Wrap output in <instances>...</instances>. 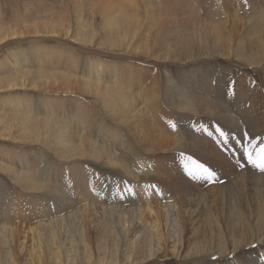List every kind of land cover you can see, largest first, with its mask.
Wrapping results in <instances>:
<instances>
[{
  "label": "rangeland",
  "instance_id": "rangeland-1",
  "mask_svg": "<svg viewBox=\"0 0 264 264\" xmlns=\"http://www.w3.org/2000/svg\"><path fill=\"white\" fill-rule=\"evenodd\" d=\"M215 10H219L221 13L218 14V11ZM255 10H262L261 13L264 14V0H0V25L3 24V30H7V32L12 30V35L0 46V61L5 60L12 51L25 49L30 52L32 47L39 45L41 49L46 48L53 52L51 53L52 63H45L43 67L48 70H55L56 79L60 78L57 75L64 79V74H71L68 79L72 81V84L67 85L65 90L62 86H57L60 88H56V90L50 88L38 90L31 89L32 86L29 85L27 88L18 87L19 91L12 94L32 97L33 101H38L40 97L44 96L43 94L41 96L39 92L50 93V91H54L49 96L45 94L44 97L56 100L53 101L52 106L55 107L57 117L62 120L75 122L73 114L75 115L78 110H92L91 114L96 115H91L92 118L94 117V122L97 120L95 118H98V122L101 118L104 122V124H101H106L108 131L109 129L121 132L125 130L123 134L131 142L133 141L132 144L136 148V152H140L139 157L135 160L138 162L139 159V165L144 166H138L137 178L130 175H128L130 178H127L126 173L123 169L121 170L118 164L111 165L108 160H98L97 163L96 161L92 162L93 159L92 161L90 159H78L70 162L71 164L65 161L66 165L48 148L50 146L47 143H45L46 146H42L36 141H20L17 139L18 134L15 132V141H19L21 145L9 144L12 141L11 138L8 139V143H4L3 139H0V155L4 149H7L15 155L28 157L21 161L22 165L25 162L23 166L27 167L29 160H32L33 166H42L45 172L41 170L38 172L44 175L42 181L46 182L48 187L51 184L53 185L47 189V192H29L20 187V183L13 181L8 175L0 172V227L3 226L1 224L11 223V220H13V223H20L19 225H34L40 222L54 221L57 218L64 226L58 230L59 232L57 231L59 233L57 234L65 242L70 240L77 243L78 237L80 238L78 233L83 230L86 231L85 238L91 240H87L91 243L90 246L93 245L94 247L97 243H95L97 241L95 239H98L96 238L97 234L99 230L103 229V225L108 227L111 232L119 230L117 224L121 222L120 218L123 217H120V214L123 212H128L127 219L130 216L133 218L128 220L132 223H128L130 228L135 225L134 219L137 216L140 218V213L135 212L136 208L145 204L143 194L146 193L147 196H150L154 206H160L170 205L171 203L168 201L170 197V199L173 198L176 201L180 192V194L184 193L183 195L186 193L187 196L184 198L188 199L185 203V205L187 204V212H185L184 218L187 223L185 229H188L184 231L181 228L182 221L179 220L180 217H176V209L170 215L171 221H169L168 230L166 229L165 218H161L163 228L166 227L165 230L168 231V234H173L177 242L190 240L189 237L193 238L192 236L195 234L194 237L199 238L198 240L211 239L213 243H216V240L212 239L213 237L215 239L220 237L229 246L232 239L239 237L248 239L251 237L250 233H256L263 229L264 226L261 224H264V222L262 223L264 221V178L257 179L250 176L259 177L263 176L264 173L247 164L246 157L242 153L244 149H248L255 154L259 150V146L264 143L262 128L264 124V69L260 70L248 66V64L239 62L237 57L231 56V49L240 41H244L245 37L253 35L258 28L254 23V17L252 20L245 17L253 15ZM175 11L177 15L174 14ZM212 16H216L217 19H213ZM114 19L118 21L120 26H114ZM212 20H216L215 22L221 21L216 25L211 24L215 23ZM205 23L210 24L206 25ZM37 24L54 25L57 27L58 33L40 32L36 34L23 30V27H35ZM217 26L221 30H218ZM112 29L115 31L112 32ZM125 32L128 34L127 38L123 37ZM177 33L180 34L177 35ZM181 36L184 39L186 37V40L189 39L191 42H182ZM92 37L93 42H90ZM214 37L220 48H214ZM112 41H115V43H112ZM169 41H171V45L168 44ZM188 45H191L190 48H187ZM87 48L95 49L102 55L85 53ZM59 53H63V55L61 56ZM85 56H89L88 59ZM72 57L78 58L76 64H79V68L75 69L74 66L76 65ZM92 58L99 59L112 67L118 66L124 76L122 78L123 83H125V80H129L128 84L126 81L124 87L137 96V106L143 108L142 110L146 116V119H143L139 125L142 131L147 130L153 137L151 133L152 126L157 132L165 136L194 138L201 142L200 151L197 152L196 149L193 151L187 148H183V152L182 149L176 148L158 151V154L145 151L136 138L138 137V130L134 133L129 128V124L124 126V124L116 121L101 102L97 101L95 97H87V92L82 91V82L78 81L82 75L80 68L84 67L85 61L89 64ZM33 65V63L29 65L30 70L34 69ZM75 70L78 72L77 81L74 79L75 75H72ZM13 71V68L11 72L0 71L1 80L17 78L18 74L12 73ZM27 77H32V75L25 74V78ZM136 81H139L138 84ZM171 92H179L178 94H183L185 97L196 93V95L203 97L207 105L198 107L196 109L198 113L179 110L167 99ZM7 95L9 93L4 96ZM246 96L252 98L247 102V106ZM153 99L155 104L150 103V100ZM252 104L254 106H251ZM207 106L213 107L214 112L211 114H215L219 110H222L223 114L221 116L204 114L202 109H206ZM246 107L247 109L251 107V111L247 112ZM42 114H39V116ZM12 118V115L7 117L9 120ZM257 119L262 122V127L256 131L253 128ZM217 126L228 134L229 142L227 145L224 144L223 138L214 131ZM113 127L117 128L114 129ZM210 131L213 132L211 136L208 134ZM98 138L100 137H94V143H98L96 145L102 148L103 143H105L103 142L104 136ZM145 139L147 141L152 140L151 138ZM34 143L40 146H33ZM137 147L142 152L137 150ZM111 152L116 160L120 159V162L121 159L128 158L129 160L131 158V154L122 151L120 148L115 147ZM141 158L143 161H141ZM192 160L213 170L216 173V182H208L189 176L188 169L184 165L188 163L189 167L195 170V166L191 164ZM21 162L16 161L14 165L22 167ZM104 162H107L108 166ZM63 163L65 164L63 165ZM49 164L54 165L49 166ZM241 164L244 166L240 167ZM146 169L152 171L147 172ZM20 170L22 169L20 168ZM115 170L122 171V174ZM147 173L151 176L149 177ZM85 178L86 182H84ZM62 183H66L65 186L69 184L66 186H70L69 194L68 191L62 189L64 186ZM137 184H140V186L137 187ZM73 185H76L77 188ZM118 185L120 191H117ZM125 185L132 189L135 195L124 191ZM55 186L56 190L54 191ZM60 186L62 187L57 189ZM92 187L93 190H91ZM85 188H87V193ZM61 189L71 200L68 206L64 201L63 203L59 201L54 195L55 193L60 195L61 192L59 191ZM50 191H53L54 194ZM48 192L49 194H47ZM80 194H83L85 198H89L90 203H87V205L98 207L96 212L92 210L93 213L89 211V214H82V210H79L83 206ZM45 199L48 201L46 202ZM260 205L263 211L261 207L259 208ZM112 208H116L117 212L115 214L110 211ZM59 210L58 214L57 211ZM6 211L10 214L11 219L9 220L11 222L3 218ZM258 211L259 213H257ZM132 212H135L136 217L129 214ZM42 213H47L50 218L45 217L46 220L42 217ZM91 215L92 217L89 218ZM63 217L64 219H61ZM42 218L45 221H42ZM70 220H74V225H71L72 228L69 225ZM89 220L92 221L89 222ZM85 221H88L89 224ZM85 224L86 226H84ZM247 226L250 227L251 232ZM136 227L139 228L140 225L137 224ZM61 229L65 230L64 233L67 236L62 235L63 231L61 232ZM191 229L194 230L191 231ZM48 233L44 235L50 237L51 233ZM190 233H193V235ZM75 234H78V236H75ZM27 245L29 249L31 242L29 241ZM168 245L171 246V244ZM93 247L91 246L92 249ZM19 252L20 260L17 263L26 264L30 258L29 251ZM165 255L167 256L161 259L162 262L180 264L176 258L168 256V252ZM187 261L182 264L200 263V259ZM225 262L226 260H221L218 264H224ZM121 264H124V262H121Z\"/></svg>",
  "mask_w": 264,
  "mask_h": 264
},
{
  "label": "bare ground",
  "instance_id": "bare-ground-1",
  "mask_svg": "<svg viewBox=\"0 0 264 264\" xmlns=\"http://www.w3.org/2000/svg\"><path fill=\"white\" fill-rule=\"evenodd\" d=\"M237 8H238V6H237ZM251 9H255V8H251ZM215 11H218L217 12L218 14L221 13V11H219V10H215ZM261 11L262 10H255L253 15L245 16L247 18H251V20L254 17L255 18L254 23L257 25L258 28L255 30L253 35L245 37L244 41H240L235 47H233L231 49V56L232 57H237L239 62H241L243 64L244 63L248 64V66L255 67V68L260 69V70L264 69V27H262L264 25V14L261 13ZM174 14L177 15L176 11L174 12ZM218 14H216V15H218ZM212 18L217 19L216 16H212ZM212 18L210 17V19H212ZM212 21L215 22L216 20H212ZM220 21L215 22V23H211V24L217 25V24H219ZM205 24L207 25L210 23H205ZM114 26H116V27L120 26L118 21H116L115 19H114ZM217 27H218V30H221V28L219 26H217ZM217 27L215 28L214 33L216 32ZM3 28H4V25L1 24L0 25V32L2 31V33H0V41H1L0 46H2L8 40L7 38H9L12 35L11 34L12 30H8V32H7V30H3ZM23 30L25 32H27V30H28V33L33 32L36 34L40 33V32L48 33V34L49 33H52V34L58 33L57 27H55L54 25L44 26L41 24H37L35 27H29V26L23 27ZM113 30L114 29H112V32H113ZM179 34L180 33H177V35H179ZM186 36L188 37L189 35H186ZM123 37L127 38L128 34L125 32ZM178 38H179V36H178ZM120 39H121V36H120ZM186 39H187L186 37L184 39V37L181 36L182 42H187V43L191 42L189 39H188L189 41ZM92 40H93V37L91 38L90 42H93ZM170 42L171 41L168 42L169 45H171ZM214 42H215L214 48L215 49L220 48L215 37H214ZM112 43H115V41H112ZM190 46L191 45H188L187 48H190ZM51 53H53L52 50H49L46 48L41 49L39 47V45H36V46L31 48L30 52H28L25 49H18V50L12 51L9 53L8 57L5 60L0 61V71H2V72L10 71L11 72V69L13 68L14 71L12 73L18 74V77L13 79V80L6 79V80L2 81L0 78V96L3 95L0 98V139H3L2 141L4 143H8V141H9L8 139L11 138L12 141L9 144L20 146L21 144L19 143V141H15V138H14V133L16 132L18 134L17 139L20 141H22V140H29L30 142L36 141L42 146H46L45 143H47L50 146L48 148L53 153H55L57 158L62 162L66 161L68 164H71L70 162H72L74 160H78V159H90L91 161L93 159L94 161H92V162L96 161L98 163L99 162L98 160H108V162L111 163V165L112 164L113 165L118 164L120 166L121 170L123 169V171L126 173L127 178H130V176L137 178L136 171L139 170L138 166H141V167H144V166L142 164L139 165V163H138L139 159H138V162H137V160H135L137 157H139L140 152H138V151L136 152V148L132 144L133 141L131 142L129 140V138H127L123 134V133H125L124 132L125 130L123 132H121L119 130L111 131L109 129V131H111V132H109L108 129L106 128V124L102 125V124H104V122H103V120H101V118H99L100 122H98L99 121L98 118H95L97 120L94 122V117L92 118L91 115L92 116H96V115L91 114L92 110H90V109H89V111L88 110H78L75 115L73 114V119L75 122L68 121L66 119L65 120L59 119V117H57V113L54 109L55 107L53 108V106H52L53 101L55 102L56 100H53L52 98H45L44 97L46 95H48V96L51 95L52 94L51 92H54V91H50V93L39 92L40 95L43 94L44 96L40 97L38 101H33L32 97H24V95L23 96H18V95L15 96L12 94L16 91H19L17 89L18 87L27 88V86H29V85L32 86L31 89H38V90H43L46 88H48V89L50 88L51 90L52 89L56 90V88H60L57 86H62L63 90H65L67 85L72 84V81L68 79L71 76V74L70 75L64 74V76H65L64 79L60 75H57V77H60V78L56 79L55 70H48V69L43 67L45 63H50V64L52 63ZM85 53H97L98 55L100 54L95 49L91 50L89 48L85 49ZM59 54L61 56L63 55V53H59ZM100 55H102V54H100ZM82 57H84V56H82ZM87 57H89V56H87ZM186 57H189V56H186ZM97 58H98V56H97ZM79 59H80V57H79ZM72 60L75 61V65H76V66H74L75 69L79 68V64H76V61L78 60V58L72 57ZM32 63L34 64L33 65L34 69L30 70L31 67L29 65ZM83 65H84V67L80 68L82 70V75L78 79V81L82 82V84H81L82 91L87 92V97H95V99H97V101L101 102L103 107L108 110L111 117H113L116 121H119L120 123L124 124V126L126 124H129V128H131L134 133L136 130H138V137H136V138L145 151H152V152L157 153L158 151H167V150H172V149H176V148L182 149V152H183V148L191 149L193 151L196 149V150H198L197 152L200 151L199 146L201 145V142L194 139V138H190V139H188L186 137L185 138L184 137L183 138H181V137L172 138V137L160 134L152 126H151V133L153 134V137H151L150 133L147 130L142 131L140 129L139 125L141 124L143 119H146L145 113L142 110L143 108H140L139 106H137V103H138V99L136 98L137 96L134 95L133 93H131L129 90L125 89L124 84L126 83V81L128 84L129 80H125L124 81L125 83H123L122 78L124 76L122 75L120 68L118 66L112 67V66H109L107 63H103L99 59H93V58L90 60L89 64L85 61ZM85 69H87V70H85ZM257 71H259V70H257ZM77 73L78 72H76V70H75L72 74V75H75L74 79L76 81H77L76 76H78ZM25 74H31L32 77L25 78ZM128 79H131V78H128ZM133 80H135V78H133ZM133 82H132V84H133ZM137 82H139V81H136V83ZM150 89L153 90L151 87H150ZM157 92H159V91H157ZM7 93H9V95L4 96ZM178 93L171 92L169 95V98L167 95L166 96H167V99L170 102H172L173 105L178 107L179 110H186V111L198 113L196 111V109L198 107L207 105V103L203 99V97L196 95V93L190 94L189 97H185L183 94H178ZM167 94H169V93H167ZM141 97H143V96H141ZM156 98H157V96H156ZM250 99H252V98L249 96H246V106H247V102ZM151 102L154 103V99L150 100V103ZM251 106H254V105L252 104ZM56 109H58V108H56ZM42 110H44V111H42ZM202 110H204V112H203L204 114L205 113L211 114L214 112V109L211 106H207L206 109H202ZM246 110H247V112L251 111V107L249 109H247V107H246ZM222 112H223L222 110H219L215 114H211V115L221 116L223 114ZM41 113H43V114L41 116H39V114H41ZM93 113H94V110H93ZM150 113L151 112L149 111V114ZM224 114H225V112H224ZM9 115L13 116V118L10 120L7 119V117ZM219 120H221V119H219ZM16 122H18V123H16ZM261 127H262V122H260L257 119L256 124H255L253 129L257 131ZM113 128L116 129L117 127H113ZM242 128L244 129L243 124H242ZM262 128L264 131V124H263ZM98 136L100 138H102V136H104V140L103 139L102 140L105 143H103L102 148L99 145H96L98 143H94V137L97 138ZM100 138H98V139H100ZM145 138H151L152 140L147 141ZM95 141H96V139H95ZM39 144L34 143L33 146H40ZM136 146H138V145H136ZM115 147L117 149L120 148V149H122V151H125V152L131 154L130 155L131 158H129V160H128V158H125L123 160L121 159V162L119 161L120 159L116 160V158L113 157V153L111 152ZM137 150H139L138 147H137ZM139 151H141V150H139ZM123 156H124V154H123ZM3 158H6L5 159L6 161ZM27 158H26V156L15 155L12 153V151H8L7 149L6 150L4 149L0 155V172L8 175L13 181L20 183L21 184L20 187H22L26 191L35 192V193L41 192V191L47 192L48 191L47 189L53 184H51L48 187V184L46 182L44 183L42 181L43 180L42 178H44L43 177L44 175H41V173H38V172H40V170L42 172H45L42 166H37V165L33 166V161L29 160V159H28L30 161L29 165L27 167L23 166V165H25L24 164L25 162L22 165L21 161H23ZM16 161L21 162L20 164L22 165V167H18L16 165H14ZM141 161H143L142 158H141ZM44 162L47 163L46 161H44ZM57 163H59V162H57ZM65 163H63V165ZM67 163H66V165H67ZM37 164H39V163H37ZM60 164L62 165V163H60ZM143 164H145V163L143 162ZM21 165H19V166H21ZM40 165H42V164H40ZM50 165L53 166L54 164L53 165L49 164V166ZM106 165L108 166V163ZM73 166H74V164H73ZM54 167H56V166H54ZM20 168L22 170H20ZM50 168L52 169V167H50ZM111 168H113V167H111ZM115 168H113V169H115ZM118 169H119V167H118ZM115 171H119V170H115ZM146 171L150 172L152 170L146 169ZM146 171H144V172H146ZM120 173L122 174V171ZM138 174H140V173H138ZM128 175H130V176H128ZM148 175H149V177L151 176L150 174H148ZM60 176H62V175H60ZM263 176H259V177L250 176V177H256L257 179H262V178H264ZM46 179H45V181L48 182V180H46ZM85 180H86V178L84 179V182H86ZM79 181H81V180L79 179ZM263 181H264V179H263ZM61 182H63V181H61ZM52 183H54V182H52ZM62 184L64 185L62 189L66 192L68 191L67 193L69 194L70 193L69 192L70 186L66 187L69 184L66 186H65L66 183H62ZM178 184L180 185V183H178ZM183 185H185V184H183ZM138 186H140V184H137V187ZM61 187L62 186L57 187V189L61 188ZM74 187L77 188L76 185ZM62 189H61V191L58 190L59 192H61L60 195L59 194L56 195V193L54 194L53 191H50V192H53L52 194H54L58 198L59 201H61L62 203L64 201L68 206V203H70L71 200H69V198L63 193ZM85 189H86L85 192L87 193V188H85ZM183 189H184V187H183ZM55 190H56V186L54 188V191ZM91 190H93V187ZM177 190H176V192H177ZM131 191H132V189H131ZM89 193H91V192H89ZM99 193H100V191H99ZM38 194H41V193H38ZM47 194H49V192ZM83 194H80L81 195V203L83 204V206L79 210H82V214H84V215H86L89 211L92 212V210L96 212L98 207L92 206V205H87V203H90L89 198H85L84 197L85 194L84 195ZM178 194L179 195L177 196L176 201H174L173 198L170 199L171 198L170 197L169 198L170 200L168 199V201H170V203H171L170 205H160V206L159 205L154 206L152 204L150 196H147L148 194H146V193L143 194V197H144L143 199H145L144 200L145 204L144 205L142 204L139 208H136V211H135L136 213L137 212L140 213V218H138V216L136 217L134 215L135 212L129 213L132 215V217H136L134 219L135 223H134V221L131 220V222H133L135 225H132V228H130V224H132V223H130L128 220L131 218V216H130V218L127 219L126 216H128V212H123L122 214H120V217L122 216L123 218H120L121 222H118V224H117V226L119 227L118 231L115 232V230H113L111 232L108 229V227H105V225H103V229L101 231L99 230V233L97 231L98 234H97L96 238H98V239H95V240H97V241H95V243L97 242L96 246L94 245L95 248L93 247V245H91L93 247L94 251L90 246L91 243H89L87 241L89 238L88 239L85 238L86 231L84 232L83 230L81 233H78L80 235V238L78 237L79 240H77V243H75L76 241L72 242L70 240H69V242L68 241L65 242L63 240V238H61L58 235L59 234L58 230L60 228L64 227L61 225L60 219L56 218V220H54V221L53 220L52 221H45L44 220L45 217L50 218L49 216H47V213L43 214L46 212V210H44L45 212L42 211L43 212L42 217H44V218H42V221L44 220L45 222H42V223L40 222L37 224L33 223L34 225H32V224L31 225H19L20 223L19 224L13 223V220H11L12 221L11 222L9 220V219H11L9 217L10 214H9V212L6 211L5 212L6 215L3 218H5L7 221H9L11 223L1 224L3 226L0 227V264H18L17 262L20 260V255H19L20 252L19 251H21V253H23L27 250L29 251L28 254H30V258L26 262V264H121V262H124V264H170L167 262H162V260H161L163 257L167 256V255H165L167 252H168V256H173L174 259L176 258V260L180 264L186 262L187 260H196L197 261L199 259H200V263H198V264H218V262H220L221 260H226V262L224 264H264V228L259 230L256 233H252V234L250 233L251 237L249 236L250 238H248V239H244L245 237H241V238L239 237V238L232 239L231 244H229V246H227L226 243H224L225 240H223L220 237H217L216 239L214 237L212 238V239L216 240V243H213L211 239L210 240L205 239V241L203 240L204 241L203 242V241L198 240L199 238L194 237L195 234L193 235V233H190L193 235L192 236L193 238L189 237L190 240H186L185 242L184 241L177 242V239L174 238L173 234H168V231H167L168 226H169V221H171L170 215L175 209H176V212L175 211L174 212H175L176 217H180L179 220H181L182 224H183V225L181 224V228H183L184 231L188 229V228L185 229V226L187 223L184 221L185 220L184 218L186 215L185 212H187V204L185 205V203L188 200V199H185L184 197L187 195H186V193H185V195H183L184 193L180 194V192ZM86 196H87V194H86ZM175 196H176V193H175ZM118 197H120V196H118ZM45 201H46V199H45ZM49 202H51V201H49ZM166 203H169V202H166ZM260 207H261V205L259 206V208ZM105 208H107V207H105ZM115 209L116 208H112L110 211L113 212V214H115L117 212ZM165 209H167V210H165ZM170 209H172V210H170ZM188 211H191V210H188ZM262 211H263V208H262ZM57 212L59 214L60 210ZM57 212H53V213H57ZM257 213H259V211ZM49 214H50V212H49ZM53 215H56V214H53ZM243 215H245V214H243ZM172 216H174V215H172ZM245 216H247V215H245ZM250 216H252V215H250ZM259 216H261V215H259ZM91 217H92V215L89 216V218H91ZM163 217L165 218V221H166L165 225L167 228L166 227L165 228L167 230H165V228H163L164 227L163 222H161V218H163ZM252 217H254V216H252ZM261 218H263V217L261 216ZM61 219H64V217ZM131 219H133V218H131ZM260 219H259V221L261 222ZM90 221H92V220H89V222ZM85 222H88V221H85ZM89 222H88V224H89ZM193 222L195 223V220ZM263 222L264 221H262V223ZM25 223H28V222H25ZM69 223H70L69 224L70 226L71 225L73 226L74 220H70ZM128 223H130V224H128ZM191 223H192V221H191ZM194 223H192V224L194 225ZM88 224H87V226H88ZM101 224H103V223H101ZM137 224L140 225V227H139L141 229L140 231H139V228L136 227ZM76 225H78V224H76ZM98 225L101 226L100 224H98ZM257 225H256V227H257ZM261 225L264 226V224H261ZM72 226H71V228H72ZM84 226H86V224ZM79 228H81V227H79ZM247 228H248V226H247ZM99 229H101V228H99ZM248 229H250V227ZM252 229H254V228H252ZM26 230H28V231H26ZM66 230H68V229H66ZM69 230H72V229H69ZM192 230H194V229H191V231ZM62 231L63 230L61 229V232ZM48 232L51 233L50 237H49V235L45 236V235H47L46 233H48ZM64 232H65V230L63 231V234L62 233L61 234L66 235ZM138 232L141 233V235H139ZM250 232H251V229H250ZM22 234H24V235H22ZM78 234H75V236H78ZM166 234H168V235H166ZM21 235L24 237H22ZM69 236H70V234H69ZM71 237H72V235H71ZM186 237H188V236H186ZM47 238H49V239H47ZM173 238H174V240H173ZM29 241L31 242V245L28 249L27 243ZM174 241H175V243H174ZM168 244H171V246H169ZM168 247H169V250H168ZM187 262H189V261H187Z\"/></svg>",
  "mask_w": 264,
  "mask_h": 264
},
{
  "label": "snow or ice",
  "instance_id": "snow-or-ice-1",
  "mask_svg": "<svg viewBox=\"0 0 264 264\" xmlns=\"http://www.w3.org/2000/svg\"><path fill=\"white\" fill-rule=\"evenodd\" d=\"M214 131L218 133L220 137L223 138L224 144L227 145L229 142L228 134L222 129H220L219 126H217ZM208 134L211 136L213 132L210 131ZM242 155L246 157L247 164L259 169L260 172L264 173V143L259 146V150L255 154L252 151H249L248 149H244ZM191 164L195 166V170L192 167H189L188 163H185L184 165V167L188 169L189 176L193 178L203 179L208 182H216L217 177L216 173L213 170L203 164L197 163L195 160H192ZM239 166L243 167L244 165L241 164ZM117 191H120L119 185L117 186ZM124 191H128L130 194L135 195V193L132 192L127 185H125ZM121 197L123 198L122 192Z\"/></svg>",
  "mask_w": 264,
  "mask_h": 264
}]
</instances>
